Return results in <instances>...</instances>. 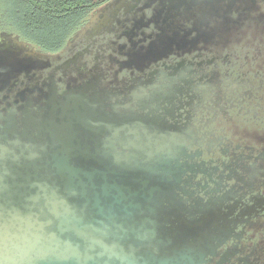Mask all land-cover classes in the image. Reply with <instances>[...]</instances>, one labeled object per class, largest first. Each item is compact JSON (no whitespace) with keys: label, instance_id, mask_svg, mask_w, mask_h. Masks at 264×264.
<instances>
[{"label":"flooded vegetation","instance_id":"1","mask_svg":"<svg viewBox=\"0 0 264 264\" xmlns=\"http://www.w3.org/2000/svg\"><path fill=\"white\" fill-rule=\"evenodd\" d=\"M119 1L121 0H108L93 13L92 16H97L96 24L97 26L100 24V29L87 32L82 36L85 41L84 46L75 44L71 47L72 50L75 49V52L69 58L76 57L79 59L78 69L74 71L67 69L66 73L65 70L59 71L62 74V79L56 76L55 78L61 89L51 78L50 86L47 83V78L44 79V75L40 73L49 72L50 77L53 75L50 71L51 68L37 70L32 73L33 77L19 75L21 72H17L22 70L25 63L36 64L41 61L33 60V57L26 56L24 51L16 47L8 46L5 48L4 43L0 44V138L4 137V139H0V147L4 146L12 150V153H18L19 150L25 148L30 150L35 158L40 159L36 165L42 168L40 170L41 174L49 177L50 188L56 191L57 194L61 193L62 186L54 167L55 158L52 159V155L58 153V156H60L62 145L77 148L78 150L69 153L70 158H67V163L68 166H72L74 169L84 171L85 174L79 175L84 192L87 194L97 193V196H100L104 186L116 185L128 190H122L124 196H131L128 202L133 200V203L138 202L140 204L139 209L131 208L127 204L112 206L111 210L115 214V219L112 222L107 223L101 217H98L105 225H114L112 231L109 232V234H112L111 238L113 239L115 237L116 240L121 239L122 242L126 243H135L137 239H140L139 241L146 243V239L151 238L149 232L152 229L151 224L145 223L142 230H139L137 237L136 222L139 223L141 219L150 217L148 211L152 204L150 188L157 186L162 189L163 191L158 194L162 198L165 187H167L174 203L172 204L174 209L180 211L188 209L195 216H198L196 210L203 208L208 210V216L214 221V212L220 211V215L223 217L217 225L218 228L211 221L202 230L187 231V234L191 233L194 238L204 230H208L209 233L215 232L216 235H220V241L223 242L222 246L215 249V255L227 254L229 257L226 259H229L233 255L236 258H241L253 252L255 259L260 258L262 260L264 243L256 241L253 245L255 247H253L249 239L263 238L264 241V220L256 217L254 222H250L248 225L247 223H235L237 220L236 215L247 205L253 204V201H249L250 191L247 189V184L242 183V181L247 180V175L251 173V170L247 168V161L242 159V156H245L243 153L245 141L240 134V132H243L241 130L243 129L242 122L250 120V117L243 115L241 111L232 113L227 108L232 106V100L239 101L246 95H251L250 92L243 90L245 83L255 84L257 90L264 91V68L257 66L260 62L264 64V39L257 38L248 43L242 35L240 39H235L232 43L230 39H226L221 34V31L213 32L212 29L206 28L195 30L191 22L184 21L185 28L182 29H185V31H182L180 35L181 39L179 44L176 45L178 51L175 55L168 57V55L163 56L160 54L159 59L152 57L153 61H150L151 65L146 69L128 62L126 65L127 72L121 75L119 81L113 79V82H106L105 79L108 80V77L113 75V73L109 75V72L113 70L112 66L119 65L117 62L119 58H129L132 53L127 51L132 52V48H135L131 37L132 32L129 33L132 25L128 30L123 29L128 25L130 16L123 20L111 19L108 22L105 20L107 18L105 17L106 11L112 4ZM150 2L153 6L147 9L146 14L152 16L157 11L162 14L166 7L174 4L171 9L174 10L172 16L181 19L188 18L189 20H191L190 18L201 19L206 22V26H214L216 20L226 19L227 15H232L233 19L239 21L264 22V0H253V2H247L246 0H159L157 4H154L151 0ZM132 4L129 2L124 10H129ZM163 15L166 14L163 13ZM167 15H170L169 12ZM142 17H145L144 13ZM1 32L7 34L6 31ZM245 34L248 33L245 32ZM11 36H17L19 41H24L18 35ZM121 37H126V43L131 46L130 49L126 50V45H118L115 50L110 40L115 38L119 40ZM107 43L109 46H106ZM65 45L55 52H45L35 46L33 48L44 54L45 62L42 65L47 66L49 62H56L53 59L58 54L63 53ZM109 48L111 53H116L115 58L111 54L107 56L111 63L110 66L105 65L103 62L105 53H109L107 50ZM71 49L67 53L72 51ZM139 49H143V46H139ZM89 62L91 65H89ZM174 69L181 72L188 71L187 79L191 80L193 90H198L197 93L200 100H202L203 109L207 105L212 106V103L217 101L219 103L218 105L215 104V107H218L216 112L222 114L219 120L220 127H217L215 122L211 123V117L203 114L200 117L203 121L191 122L189 136L184 135V138L176 139V141L187 139L182 146V153L185 156L177 152L179 157L176 162L172 161L171 165L174 166L176 163L175 169L178 172L185 170L186 172L189 171L191 175L187 178L180 175L176 179H171L172 185L169 187L168 176L164 172V169H167L165 149H160L159 155L157 154L160 165L155 176H151L145 170V167L149 165L147 163L148 158L142 156V154L148 152L147 144H149L142 132H145L147 137L151 135L152 130L149 128L151 122L150 112L153 115L152 118L162 116L163 99L160 101L152 100V93L149 91L140 93L137 86H141L149 78V75L153 74V71H156V77L160 76L159 80L163 81L161 75L173 74ZM73 73L76 74L74 75L75 78H72L74 80H68ZM176 75L178 74L176 73ZM198 83H200L198 88L201 89L202 87L201 90L203 91L196 88ZM157 84V87L162 90L161 83ZM80 86L87 88L82 99L87 104L95 106L94 111L100 117L120 119L132 114L140 118V115L144 117L147 109L149 114V117L147 116L148 124L144 127H130V131L137 132L135 135L127 134L126 130L124 135L119 134L118 137L112 138V136L102 131L92 132L90 129L88 130L86 126L77 123L70 117L72 124L67 134L64 133L62 136L60 134V137H65L69 143H63L64 141L60 137L53 134L51 126L52 123L56 125L66 124L67 114L73 113V111L62 110L58 107V102H55L54 105L49 104V89L54 90L55 88V97L60 99L63 92L77 89ZM142 87H145V85H142ZM21 91L23 92L21 93ZM193 93H175V106L183 107L185 102L189 101H192V105L200 104L196 102ZM20 95L24 96V101L19 98ZM165 95V93L156 94L157 97H164ZM54 106L57 108H54ZM220 107H225L226 111L219 112ZM232 115L235 116V119H232ZM177 120V114L175 113L174 123ZM237 122L239 126H236ZM156 128L161 131L166 130V127L160 124H157ZM213 128H215L216 133L214 137H211L209 133ZM170 129L176 134L182 133L175 130L174 126H171ZM181 129L183 128L181 127ZM237 129L238 132H236ZM230 130L235 131L233 133L237 138L232 137L231 134L229 135ZM194 134H196L195 138L192 137ZM136 137L139 140H136ZM218 138L220 140L217 141ZM166 143L168 141L164 140L158 145L163 147ZM200 144L201 146H199ZM110 145L117 148L127 146L128 154H133L132 149L135 146L142 148L143 152H138L141 156L137 160L138 163H141L140 170L139 165H137L136 171L132 164L134 162L128 160L127 163L133 165L132 170L115 173L104 172L100 165L103 160L96 149L100 150L103 146L109 148ZM121 154L125 155L124 153ZM105 161L112 163L113 157H109ZM124 162L126 163V161ZM45 163H47L46 169H44ZM89 168H94L97 171L91 179L87 176H92V174L87 173V171H90ZM203 173L205 175L201 178ZM142 176L145 178H142ZM177 179H179V182H177ZM210 180H212V184L209 182ZM205 184L208 187L204 190L201 189ZM146 185L148 186L146 187ZM182 189L187 191L186 196L183 195ZM253 189L255 193L260 191L256 187ZM141 194L144 195L143 199ZM261 194L264 196V191H261ZM135 195H138L139 198L136 199ZM181 197H184L183 200L187 202L182 201L180 203L179 198ZM208 199L209 203L206 204L205 202ZM164 201L165 212L167 213L166 207L169 206L167 198H164ZM78 202L84 204V200H78ZM111 203L112 200L109 199L105 205L101 204L100 206L107 211ZM231 208H234L232 215L229 214ZM188 218L190 217L188 216ZM120 225L127 232V237H125L127 240L124 237L120 238L122 234ZM170 225V223L163 222L165 227L163 232ZM174 225L178 226V222ZM230 230L234 231L231 239H228ZM144 235L147 237H144ZM217 243L218 241H214L213 246H216ZM261 264H263V260Z\"/></svg>","mask_w":264,"mask_h":264},{"label":"water","instance_id":"2","mask_svg":"<svg viewBox=\"0 0 264 264\" xmlns=\"http://www.w3.org/2000/svg\"><path fill=\"white\" fill-rule=\"evenodd\" d=\"M151 1L154 4L159 2V0ZM246 1L253 2V0ZM129 2L133 4L126 11L124 8L128 6ZM152 6L153 4H151L150 0H121L112 4L106 11V22L111 19L123 20L130 16L128 25L123 29L128 30L132 25L129 33L132 32V42L135 45V48H132V52L127 51L132 53V56L130 55L126 59L119 58V61H117L119 65L112 66L113 70L109 72V75L113 73V78L110 75L108 80L105 79L106 82H113V79L119 81L121 75L127 72L126 65L128 62L146 69L151 65L150 61H153V58L159 59L161 57L159 56L160 54L163 56L168 55V57L175 55L178 51L176 50V45L180 42V35L182 31H185V29H182L185 28L184 21L191 22L195 30L206 28L212 29L213 32L221 31V34L226 39H230V42L240 39L242 35L243 39L247 40L248 43L257 38L264 39V22L239 21L233 19L232 15H227L226 19L216 20L214 26H206V22L201 19L190 18L191 20H189L188 18L181 19L172 16L174 10L171 9L174 4L166 7L162 14L158 11L152 16L146 14L147 9ZM97 9L88 16L79 31L75 32L68 40L63 53L55 56L53 61L56 62H49L47 66L42 65L45 62L44 54L35 50L30 43L19 41L17 36L12 37L11 35L13 34L1 32L0 44L4 43L5 48L8 46L16 47L24 51L26 56L33 57V60L41 61L36 64L25 63L22 70L17 72H21L19 75L33 77L32 73L35 71L51 68L50 71L53 75L50 77L49 72L40 73L44 75V79L47 78V83L50 86L51 78L60 88L59 82L55 78L56 76L62 79V74L59 71L65 70L66 73L67 69H72L73 71L78 69L79 59L76 57L69 58L75 52V49L72 50L71 47L75 44L84 46L85 41L82 36L87 32L100 29V24L98 26L96 24L97 16H92ZM168 12L170 15H167ZM143 13L145 17H142ZM163 13L166 15H163ZM245 32L248 34H245ZM110 42L115 50L118 45H126V50L131 48L130 44L126 43V37H121L119 40L116 38L111 39ZM106 46H109V44L107 43ZM139 46H143V49L140 50ZM69 49L72 51L67 53ZM107 50L109 53H105L103 62L105 65L110 66L111 63L107 56L111 54L115 58L116 53H111L110 48ZM89 65H91L90 62ZM257 66L264 68L262 62L258 63ZM173 71V74L161 75L163 81L159 80L160 76L157 78V72L153 71V74H150L149 78L143 82L142 85H145V87H142V85L137 86L140 93L147 91L152 93V100L160 101L163 99L162 116L152 118L153 115L150 112L151 122L149 128L152 130L151 135L147 137L146 133L142 132L146 140L149 141V144H147L148 152L142 154V156L148 158L147 163L149 165L145 167V170L151 176H155L160 165L157 158L158 152L162 148L165 149L167 169H164V172L168 176L169 187L172 185L171 179H176L180 175H183V178L191 175L189 171L186 172L185 170L178 172L175 169L176 163L174 166L171 165L172 161L176 162L179 157L177 152L185 156L182 153V146L187 139L182 141H176V139L180 140L184 138V135L189 136L191 133V122L203 121L200 118L203 114L211 117V123L215 122L216 126L220 127L219 120L222 114L216 112L218 107H215V104L218 105L219 103L217 101H214L212 106L207 105L204 109L202 108V100H200V96L197 93L198 90H193L191 80L187 79L188 71L181 72L177 69ZM74 75L76 74L73 73L68 80H74L72 79L75 78ZM157 83H161L162 90L157 87ZM198 87H200V83L197 84L196 88L202 89V87L201 89ZM244 89L251 93V95L249 94L250 97L246 95L239 101L232 100V106L227 109L232 113L241 111L243 115L250 117V120L242 122L243 129L241 130L243 132H240V134L245 141L243 150L245 156H242V159L247 161V168L251 170V173L247 175V180L242 181V183L247 184V189L250 191L249 201H253V204L244 207L236 215L237 220L235 221V223H247L248 225V223L254 222L256 217L264 220V196L261 194V191H264V91L257 90V85L251 83H245ZM52 90L49 89L48 103L54 105L55 102H58V107L62 110L73 111V113L67 114L66 124L56 125L52 123L51 129L57 137H60V134L61 136L64 133L67 134L72 124L70 117L77 123L86 126L88 130L90 129L92 132L102 131L112 136V138L118 137L119 134L124 135L126 130L127 134L135 135L137 132L130 131V127H144L148 124L147 116L149 114L147 109L144 117L140 115V118L132 114L120 119L100 117L94 111L95 106L87 104L82 99L83 94L87 91L86 87L80 86L77 89L65 91L61 94L60 99L55 97V88ZM162 93L166 95L164 97L156 96V94ZM175 93H193V97L197 100L196 102L200 104L192 105V101H189L185 102L183 107H176ZM19 98L22 101L25 100L23 95H20ZM54 108L57 107L54 106ZM224 111H226L225 107L219 108V112ZM175 113L178 120L174 123ZM232 119H235V116L232 115ZM157 124L165 126L166 130L157 129ZM171 126H174L175 130H179L182 133L176 134L172 132ZM236 126H239L238 122ZM238 131L237 129L236 132ZM233 132L235 131L230 130L228 133L232 137L237 138ZM215 133L216 130L213 128L209 136L214 137ZM195 136L196 134L192 135L193 138ZM0 139H4V137ZM60 139L64 141L63 143H69L65 137H60ZM135 139L139 140L138 137ZM164 140H167L168 143L163 145V147L158 145ZM200 140L202 141V138ZM141 141L143 140L141 139ZM76 150L78 149L62 145L60 156H58V153L52 155V159L55 158L54 167L62 186L61 193L57 194L56 191L50 188L49 177L41 174L40 170L42 168L36 165L40 159L35 158L30 150L25 148L19 150L18 153H12V150L8 148L0 147V264H261L262 260L264 264V254L261 255L262 260L260 258L255 259L253 252L241 258H236L233 255L229 259H226L229 257L227 254L222 256L215 255V249L223 245V242L220 241V235H216L215 232L209 233L208 230H204L194 238L191 233L187 234V231L202 230L211 221L218 228L217 225L223 217H221L220 211L214 212V221L208 216V210L203 208L196 210V215L198 216H195L188 209L183 211L174 209L172 205L174 203L167 187H165L162 198L158 195L163 191L162 189L157 186L150 188L152 203L148 208L150 217L141 219L139 223L136 222L137 237L139 230H142L145 223L151 224L152 229L149 231L151 238L146 239V243L139 241L140 239H137L135 243H126L122 242L121 239L111 238L112 234H109V232L112 231L114 225L107 226L98 217H101L107 223L112 222L115 219L114 211L111 210L112 206L127 204L131 208L139 209L140 204L138 202L133 203V200L128 202L131 196H124L122 190L126 189L116 185L104 186L100 196H97V193L87 194L84 192L79 178V175L85 174L84 171L74 169L72 166H68L67 163V158H70L69 153ZM96 152L100 154L103 160L100 165L106 173L129 171L132 170L133 165L136 171L137 165H139L140 170L141 163H138L137 160L141 154L138 152H143V149L138 146L133 147V154H128L127 146L117 148L114 145H110L109 148L103 146L100 150L96 149ZM109 157H113L112 163L105 161ZM128 160L133 161V165L127 163ZM46 166L47 163H45L44 169H46ZM89 169L90 171H87V173L92 174V176H87L91 179L97 171L94 168ZM204 175V173L201 174V178ZM142 178L145 177L142 176ZM177 182H179V179H177ZM209 182L212 184V180ZM207 187V184H205L201 189L204 190ZM254 187L259 188L258 191H260L255 193ZM182 193L184 196L187 195V191L183 189ZM135 198L138 199L139 196L135 195ZM141 198H144L143 194H141ZM164 198H167V204H169L166 207L167 213L165 212ZM183 198H179L180 203L182 201L187 202ZM109 199L112 200V203L109 206V210L106 211L100 205H105ZM78 200H84V204L79 203ZM205 203L208 204L209 199ZM233 212L234 208H231L229 214L232 215ZM163 222L171 224L165 232H163L165 229ZM176 222H178V226L174 225ZM120 229L122 231L120 238L127 237V232L122 227ZM233 231L230 230L228 239H231ZM257 234L259 235V233ZM144 237L147 236L144 235ZM214 241H218L216 246H213ZM256 241L264 243L263 238L249 239L252 246Z\"/></svg>","mask_w":264,"mask_h":264},{"label":"trees","instance_id":"3","mask_svg":"<svg viewBox=\"0 0 264 264\" xmlns=\"http://www.w3.org/2000/svg\"><path fill=\"white\" fill-rule=\"evenodd\" d=\"M108 0H0V31L45 52L61 49Z\"/></svg>","mask_w":264,"mask_h":264}]
</instances>
